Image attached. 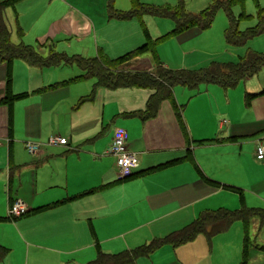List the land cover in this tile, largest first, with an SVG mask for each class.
<instances>
[{
    "label": "crops",
    "instance_id": "0c3cea01",
    "mask_svg": "<svg viewBox=\"0 0 264 264\" xmlns=\"http://www.w3.org/2000/svg\"><path fill=\"white\" fill-rule=\"evenodd\" d=\"M23 1L18 0L6 10ZM60 1L64 3L67 14L73 13L67 0ZM80 19L83 28L91 32L92 18L80 16ZM6 24L9 27L7 21ZM153 64L154 60L135 59L118 69L152 70ZM18 70L25 75L24 87L19 93L27 92V96L13 104L0 103V139L3 142L0 146V217L4 218L0 221V245L10 250L3 259L4 264H28L33 251L43 252L46 256L39 259V263H54L57 254L70 252L63 245L70 232L66 227L67 220L74 215L72 206L78 214L75 218L89 216L96 220L118 201H125L126 206L147 208L142 212L149 219L146 223H150L188 205H197L218 190L231 189L222 185L239 188V185L247 184L256 186L258 182L262 183L259 187L264 191V176L254 181L244 176L234 179L233 167L229 165L236 145L242 148L247 144L256 151L258 141H264V94L246 103L245 121L233 124L234 119L229 118L216 123L209 113H197L194 109L196 101L202 99L213 109L216 88L210 87L197 94L178 93L176 100V89L187 87L176 85L173 97L177 108L166 100L160 105L157 115L142 118L129 113L144 111L153 89L137 86L95 88L96 78L75 80L77 76L69 78L71 73L57 77L55 80L63 81L55 82L60 85L51 87L55 83L46 76L44 66H32L22 59H15L11 63H0V102L9 92L17 94L13 89ZM21 79L23 81V77ZM88 79L92 83L89 88H69L71 82ZM21 99L26 102L19 103ZM202 108L208 112L204 104ZM117 127L127 130L129 147L139 156L140 164L134 174L183 159L163 169L130 178L138 182L121 199L116 198L109 194L117 182L115 158L109 149ZM51 135L68 138V146H47L45 142ZM25 143L42 146L38 153L30 154ZM185 156H190V159ZM105 195L110 197L106 201L103 198L101 202V196ZM18 200L26 204L28 213L13 219L9 216V207ZM96 201L98 207H95ZM89 203L91 209H86ZM58 209V215L64 216L54 221L51 215ZM206 210L209 209H203L199 215ZM93 211L98 217L92 215ZM37 217L43 221L37 224ZM173 228L170 226L164 232ZM72 232L81 241V231ZM15 248H19L20 253L24 251L23 261ZM261 257L254 259L258 262L255 264H261Z\"/></svg>",
    "mask_w": 264,
    "mask_h": 264
},
{
    "label": "rangeland",
    "instance_id": "374dc122",
    "mask_svg": "<svg viewBox=\"0 0 264 264\" xmlns=\"http://www.w3.org/2000/svg\"><path fill=\"white\" fill-rule=\"evenodd\" d=\"M67 1L73 13L67 14L65 5L60 0H24L22 3H17L14 8L6 10V21L11 29V41L14 44L31 45L46 57L52 54L64 56L61 64L44 66L46 76L53 79L52 83L63 81V79H55L65 73H71L69 78L80 74L81 67L73 61L76 55L86 58L99 56L98 58L103 61L111 62V66L117 65L119 68L135 59L154 60L156 55L158 60L170 68L190 71H201L216 65L237 62L249 52L264 55V32L252 37L243 45L227 42L225 30L229 20L224 8L217 11L208 28L191 26L175 34L172 33L175 21L166 15L144 13L130 18H118L114 15L115 12L131 10L135 4L134 0ZM138 2L147 8L170 11L178 9L183 3L186 12L198 14L211 6L214 0H138ZM231 10L238 21L239 30L246 31L256 26L260 17L264 16V0H235ZM80 16L92 18L91 32L83 28ZM143 44L146 46L141 48ZM130 51L133 54L128 61L118 64L113 62ZM153 69L158 70V67L155 66ZM39 74H41L40 71ZM24 76L22 70L16 72L13 89L15 93H19L24 87ZM86 86L88 88L92 86L90 79L69 84V88L74 90L86 88ZM210 87L218 90L214 91L213 109L207 106L205 99H202V101H196L194 105L197 113H209L216 123L224 119L230 120L229 118L234 119L233 124L240 123L246 118V92L260 91L264 88V68L250 79L241 80L229 88L212 83H200L198 87L192 89L179 87L176 89L175 97L177 100L178 93L197 94ZM18 102L26 101L21 99ZM177 102L186 103V101ZM203 104L208 108V112L202 108ZM255 158L254 148L247 144L242 148L236 145L234 156L229 162L234 170V179L244 176L254 181L264 176V163L259 164L257 160H254ZM115 179L117 182L114 183L115 187L109 194L119 199L138 182L134 179L119 180L116 170ZM260 184L262 183L257 182L256 186L236 185L239 188L218 190L209 199L197 205H188L178 212L150 223H146L149 219L144 217L142 212L147 208L143 210L131 204L126 206V202L122 200L96 220L90 219L89 216L85 219L75 218L74 216L78 214L72 206L71 212L74 215L67 220L66 227L70 232L65 237L63 245V248L70 252L57 254L54 263L42 261L39 263L38 260L46 256L43 252L33 251L28 264H86L96 259L99 250L106 253H118L177 230L189 224L203 209L264 208V191H261ZM109 197L101 196V202L103 198L106 201ZM90 207L89 203L86 209H91ZM95 207H98L97 201ZM58 211L59 209L51 215L54 221L64 216V214L58 215ZM96 214L93 211L92 215ZM35 220L37 224L43 221L41 217ZM46 221L48 222L49 218ZM58 226L64 227L63 224ZM170 226L174 228L164 232ZM75 230L81 231V241L72 232ZM246 243L247 254L244 257L243 250ZM15 251L23 261L24 251L21 250L20 253L19 248H15ZM261 254H264V218H253L249 222L236 220L229 228L216 233L211 239L200 234L184 246L175 248L171 244H165L149 255L140 256L135 264H241L244 259V264H255L258 262H254V259H258L259 256H262L261 264H264V255ZM0 264H4V260ZM14 264L17 263L14 262Z\"/></svg>",
    "mask_w": 264,
    "mask_h": 264
},
{
    "label": "trees",
    "instance_id": "16d2710c",
    "mask_svg": "<svg viewBox=\"0 0 264 264\" xmlns=\"http://www.w3.org/2000/svg\"><path fill=\"white\" fill-rule=\"evenodd\" d=\"M17 1L18 0H0V63H11L15 59H22L29 65L39 67L59 64L64 58V56L60 54H52L48 57L42 56L31 45L24 43L14 44L11 41V31L4 18L5 10L14 5ZM234 1L235 0H214V3L211 6L202 10L198 14H193L185 11L183 3L179 5L178 9L170 11L167 9L157 10L147 8L140 5L138 0H134L135 4L131 10L122 13L115 12L114 15L118 18H130L144 13L166 15L175 21V27L172 33L176 34L191 26H198L201 29L208 28L213 22L217 11L220 8H224L229 20V25L225 30V38L227 42L233 45H243L252 37L264 32V16L260 17L259 23L256 26L250 27L246 31H241L238 28V21L233 16L231 10ZM145 46L146 44H143L141 48ZM132 54V51L127 52L117 60H113V62H117L116 64H118L123 61H128L132 58ZM154 56L153 65L154 67H158V70H119L117 65L111 66V62L103 61L101 58H98L99 56L86 58L76 55L73 57V61L81 67L83 73L77 76L75 80L94 77L97 79L95 88L98 86H106L108 88L137 86L153 89L154 93L149 97L146 109L141 112L129 113V115H138L142 118H149L157 115L163 101L170 100L172 104L175 105L173 88L176 85L195 88L198 87L200 83H216L224 88H229L235 86L241 80L250 79L264 68V55L255 52H249L237 62L216 65L201 71L172 69L167 67L162 61L158 60L156 55ZM56 85L60 84L55 83L51 85V87ZM27 94V92L17 94L9 92L8 96L2 99V102L0 103L13 104L15 100L26 97ZM262 94H264V89L259 92H246V103L249 104L253 98ZM184 158L190 159V156H185ZM182 159L168 161L138 174H133L126 179L119 180H128L139 174H146L163 169ZM214 183L220 185L219 183ZM222 186L233 188L228 185ZM59 203H62V201ZM253 217L264 218V208L242 207L237 210H229L225 208L206 210L183 228L170 232L163 237L154 238L150 242L138 247L125 249L118 253H106L99 250L96 259L86 264H134L140 256L149 255L165 244H171L177 247L194 240L200 234H204L208 239H211L216 233L229 228L234 221L242 220L244 222H249ZM3 219L4 218L0 217V221ZM9 251V248L0 245V261L5 258ZM246 254L247 243L244 246L243 256L246 257ZM244 262L245 259L241 264H244Z\"/></svg>",
    "mask_w": 264,
    "mask_h": 264
},
{
    "label": "built area",
    "instance_id": "2783aa9c",
    "mask_svg": "<svg viewBox=\"0 0 264 264\" xmlns=\"http://www.w3.org/2000/svg\"><path fill=\"white\" fill-rule=\"evenodd\" d=\"M68 139L61 135H51L45 142L47 146H68ZM3 144L0 139V146ZM39 143H25L30 154H36L41 149ZM109 153L115 158V166L119 179H126L134 174L140 164L139 156L129 147L128 132L122 127L114 129L112 143ZM255 157L264 163V141H258ZM28 213V207L22 201H15L9 207V216L18 218Z\"/></svg>",
    "mask_w": 264,
    "mask_h": 264
}]
</instances>
